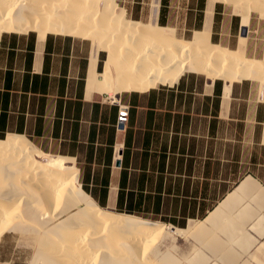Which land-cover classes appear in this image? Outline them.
I'll list each match as a JSON object with an SVG mask.
<instances>
[{
  "label": "crops",
  "instance_id": "1",
  "mask_svg": "<svg viewBox=\"0 0 264 264\" xmlns=\"http://www.w3.org/2000/svg\"><path fill=\"white\" fill-rule=\"evenodd\" d=\"M245 33L240 21L236 47ZM91 49L67 34L2 32L0 136L22 134L71 157L100 207L179 227L204 218L246 176H260L252 168L264 149V99L253 81L185 72L172 84L124 90L116 98L128 105V122L119 130L117 104L88 91Z\"/></svg>",
  "mask_w": 264,
  "mask_h": 264
},
{
  "label": "bare ground",
  "instance_id": "2",
  "mask_svg": "<svg viewBox=\"0 0 264 264\" xmlns=\"http://www.w3.org/2000/svg\"><path fill=\"white\" fill-rule=\"evenodd\" d=\"M216 2L244 4L240 15L246 27L252 11L264 17V0H207L204 26L183 38L174 27L158 24L157 10L144 22L128 17L115 0H0V34L34 31L40 38L59 33L90 40L88 91L114 96L172 84L185 72L227 83L242 78L264 83V55L244 53L245 34L236 48L211 40ZM100 50L105 57L99 71ZM74 164L71 157L43 152L22 134L0 138V234L6 226L21 235L33 250L28 264H172V255L154 240L168 244L177 236L204 241L231 264L236 256L225 243L248 247L264 237V214L256 210L264 187L252 176L204 218L179 227L100 207L78 183ZM196 248L189 260L207 263Z\"/></svg>",
  "mask_w": 264,
  "mask_h": 264
},
{
  "label": "rangeland",
  "instance_id": "3",
  "mask_svg": "<svg viewBox=\"0 0 264 264\" xmlns=\"http://www.w3.org/2000/svg\"><path fill=\"white\" fill-rule=\"evenodd\" d=\"M115 2L119 7L123 8L126 11L125 13L128 17L144 22H146L150 18V16L153 15L154 9L157 10L156 19L158 24L174 27L176 35L183 38H189L193 29H198L201 27L204 17L205 5L207 4V0H202L203 5H200L201 0H115ZM241 6L242 7L236 5L235 8V4L232 3H215L214 11L212 14V31L210 37L212 41L218 42L230 48L236 47V45L238 44V32L240 30V14L241 11L245 9L244 4H241ZM240 8L242 9L240 10ZM215 18L217 19L216 30L213 29ZM160 20H163V23H161ZM247 24L248 25L246 27L245 40L243 45L245 51H243L249 57L262 58L264 55V17H262L259 12L252 11ZM104 57L105 51L100 50L98 55V62L101 60L100 68L98 65L99 71L102 68V60L104 59ZM199 75L203 76L202 74ZM250 80L253 81L258 87L257 92L259 98L264 99V83H262L259 79ZM121 92H119L118 94H120ZM103 94L104 96H113L114 98H116L117 96H114L111 93ZM252 171L260 174L259 177H253L259 181L261 186L264 187V149H260L259 168L256 169L254 167L252 168ZM252 201L253 203H255V201L257 202L256 199H253ZM259 203L261 204L257 207V209L255 207V209L258 213L264 214V201L260 200ZM256 210L254 211L255 213H253V215L251 216L252 219H254V215L257 214ZM247 217L248 216H246V218ZM148 219L159 220L155 218ZM165 223L169 224L168 222ZM186 224L181 227H185ZM247 230L251 234H253L254 232L253 229ZM221 234L222 233H220L219 235L223 237ZM158 240L159 239L154 240V243L160 247L161 251L165 249L168 250V252L172 256L170 254L169 255L174 258L171 260L172 264H194L195 262L192 259H190V261L188 257L193 254V249H195L196 246L197 248H200V253L204 255L206 254V257H208V261L206 260L207 263L203 262V264H212L214 262L216 264H230L228 263V261L217 255L218 253H214L212 250H210L207 246V243L204 244V241H198L192 236H177L171 243L168 244ZM24 241L25 240L18 232H14L4 226L2 233L0 234V258L9 260L11 264H28L33 250L31 249L32 247ZM225 244V246L236 256V259L234 258V262H231V264H264V237L258 238L256 242H253L248 247L245 246L246 244L242 245V243L236 241H229ZM201 245L205 247L203 248V246ZM191 246L193 247L191 248ZM201 250L203 252H201ZM186 259L188 260V262ZM192 261L194 263H192Z\"/></svg>",
  "mask_w": 264,
  "mask_h": 264
},
{
  "label": "built area",
  "instance_id": "4",
  "mask_svg": "<svg viewBox=\"0 0 264 264\" xmlns=\"http://www.w3.org/2000/svg\"><path fill=\"white\" fill-rule=\"evenodd\" d=\"M108 99L117 104V116L115 125L119 130H122L126 127L128 122V111L129 107L127 104L121 103L114 98L113 96H108ZM116 153L119 155V150H116Z\"/></svg>",
  "mask_w": 264,
  "mask_h": 264
},
{
  "label": "trees",
  "instance_id": "5",
  "mask_svg": "<svg viewBox=\"0 0 264 264\" xmlns=\"http://www.w3.org/2000/svg\"><path fill=\"white\" fill-rule=\"evenodd\" d=\"M200 5H203L202 0L200 2ZM160 22L163 23V20H160ZM216 27H217V19L215 18L214 19V23H213V29L216 30ZM98 65H99V68H100V66H101V60L98 62ZM2 137H4V136H0V138H2Z\"/></svg>",
  "mask_w": 264,
  "mask_h": 264
},
{
  "label": "water",
  "instance_id": "6",
  "mask_svg": "<svg viewBox=\"0 0 264 264\" xmlns=\"http://www.w3.org/2000/svg\"><path fill=\"white\" fill-rule=\"evenodd\" d=\"M117 163H119V162H117Z\"/></svg>",
  "mask_w": 264,
  "mask_h": 264
}]
</instances>
